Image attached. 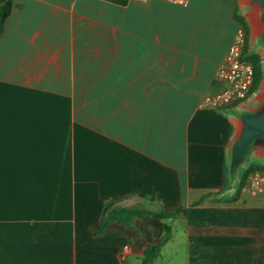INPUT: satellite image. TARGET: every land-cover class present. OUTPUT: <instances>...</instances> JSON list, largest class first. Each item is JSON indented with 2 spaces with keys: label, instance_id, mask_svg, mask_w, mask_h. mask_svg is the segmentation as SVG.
Instances as JSON below:
<instances>
[{
  "label": "crops",
  "instance_id": "1",
  "mask_svg": "<svg viewBox=\"0 0 264 264\" xmlns=\"http://www.w3.org/2000/svg\"><path fill=\"white\" fill-rule=\"evenodd\" d=\"M237 16L261 82L235 106L203 108L223 86ZM263 26L253 0H12L0 35V264H142L163 223L171 236L152 264H264V188L238 190L242 172L225 171L244 115L264 108ZM246 154L244 165H264V140ZM118 206L186 213L97 232Z\"/></svg>",
  "mask_w": 264,
  "mask_h": 264
},
{
  "label": "built area",
  "instance_id": "2",
  "mask_svg": "<svg viewBox=\"0 0 264 264\" xmlns=\"http://www.w3.org/2000/svg\"><path fill=\"white\" fill-rule=\"evenodd\" d=\"M173 4L187 6L189 0H165ZM247 33L243 26H239L223 56L216 72V79L223 82V86L205 94L200 101L203 108L222 109L235 106L246 100L253 83V65L244 57ZM246 185L251 189L264 188V172H254L248 175ZM127 246L123 247L124 253Z\"/></svg>",
  "mask_w": 264,
  "mask_h": 264
},
{
  "label": "trees",
  "instance_id": "3",
  "mask_svg": "<svg viewBox=\"0 0 264 264\" xmlns=\"http://www.w3.org/2000/svg\"><path fill=\"white\" fill-rule=\"evenodd\" d=\"M12 8V0H6L4 4L0 5V35L4 28V22L6 17L9 15ZM237 20L243 26L247 33V26L243 19L237 16ZM246 49V48H245ZM244 57L250 61L253 65V83L250 89V93L257 90L262 79L263 71L261 66L260 58L257 54H246L244 51ZM254 172H264V165L252 162L248 164L241 173L238 190L244 185L249 174ZM186 213L185 210L177 209L171 212H152L145 210L140 207H114L107 211V213L100 219L97 232H101L110 222H118L128 224L136 215H152L160 219L176 216L179 212ZM164 233L163 236L152 245L147 246L143 251L142 264H152L154 258L157 256L161 247L168 241L171 236V227L163 223Z\"/></svg>",
  "mask_w": 264,
  "mask_h": 264
},
{
  "label": "water",
  "instance_id": "4",
  "mask_svg": "<svg viewBox=\"0 0 264 264\" xmlns=\"http://www.w3.org/2000/svg\"><path fill=\"white\" fill-rule=\"evenodd\" d=\"M253 1L258 5L264 23V0ZM258 139L264 140V108L259 112L244 115L242 129L232 152V165L238 164L249 146ZM180 213L182 214V212Z\"/></svg>",
  "mask_w": 264,
  "mask_h": 264
},
{
  "label": "rangeland",
  "instance_id": "5",
  "mask_svg": "<svg viewBox=\"0 0 264 264\" xmlns=\"http://www.w3.org/2000/svg\"><path fill=\"white\" fill-rule=\"evenodd\" d=\"M252 5V2H251ZM248 161V155L246 154L243 159L236 165H232V155L229 159H227L226 163H225V171L226 173H230L232 168H235L236 171L240 174L242 172V170L245 168L246 165L245 162Z\"/></svg>",
  "mask_w": 264,
  "mask_h": 264
},
{
  "label": "bare ground",
  "instance_id": "6",
  "mask_svg": "<svg viewBox=\"0 0 264 264\" xmlns=\"http://www.w3.org/2000/svg\"><path fill=\"white\" fill-rule=\"evenodd\" d=\"M251 20H252V19H251ZM251 20H250V21H251ZM254 21H255V20H254ZM254 25H255V23H254ZM255 30H256V29H255ZM256 32H259V31H256ZM253 33H254V31H253Z\"/></svg>",
  "mask_w": 264,
  "mask_h": 264
}]
</instances>
